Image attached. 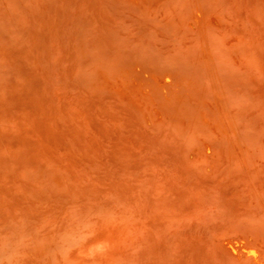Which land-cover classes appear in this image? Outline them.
Returning <instances> with one entry per match:
<instances>
[{"label":"rangeland","instance_id":"1","mask_svg":"<svg viewBox=\"0 0 264 264\" xmlns=\"http://www.w3.org/2000/svg\"><path fill=\"white\" fill-rule=\"evenodd\" d=\"M0 264H264V0H0Z\"/></svg>","mask_w":264,"mask_h":264},{"label":"bare ground","instance_id":"2","mask_svg":"<svg viewBox=\"0 0 264 264\" xmlns=\"http://www.w3.org/2000/svg\"><path fill=\"white\" fill-rule=\"evenodd\" d=\"M244 254H246V253H244ZM254 256H255V255H254ZM256 257H257V256H256ZM256 257H254V258H256ZM258 257H259L258 259H260V256H259V255H258ZM254 258H252V259H254ZM258 259H257V260H258ZM258 261H259V260H258Z\"/></svg>","mask_w":264,"mask_h":264}]
</instances>
